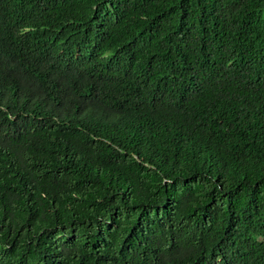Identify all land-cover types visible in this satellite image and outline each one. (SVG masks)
<instances>
[{
    "label": "trees",
    "instance_id": "trees-1",
    "mask_svg": "<svg viewBox=\"0 0 264 264\" xmlns=\"http://www.w3.org/2000/svg\"><path fill=\"white\" fill-rule=\"evenodd\" d=\"M0 264H264V0H0Z\"/></svg>",
    "mask_w": 264,
    "mask_h": 264
}]
</instances>
